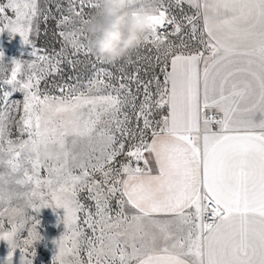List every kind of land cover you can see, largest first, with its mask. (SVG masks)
<instances>
[{
    "label": "snow or ice",
    "instance_id": "6c2138e0",
    "mask_svg": "<svg viewBox=\"0 0 264 264\" xmlns=\"http://www.w3.org/2000/svg\"><path fill=\"white\" fill-rule=\"evenodd\" d=\"M185 2L195 12H182V19L162 5L151 6L153 28L144 44L160 53L157 63L163 57V83L155 76L142 81L138 71L118 78L97 71L86 84L77 77L55 85L59 95H52L40 91L41 81L60 72L61 63H76L64 51L50 58L33 50L31 62L11 63L2 83L23 93L18 123L28 138H7L12 91H3L0 147L6 141L10 172L0 176V241L9 245V264L17 249L23 264H32L28 257H35L30 249L41 239L39 221L31 218L22 242L18 233L29 223L28 208L48 207L66 213L54 264H264V119L255 120L258 113L264 116V0H176V5ZM77 4L99 7L94 0H69L68 15L58 24L75 17L82 26L60 35L73 54L82 49L88 54L91 19H84ZM143 7L135 2L132 10ZM42 14L48 18L39 0H6L0 4V33L18 34L28 45L33 21ZM166 25L173 26L170 34L160 31ZM170 36L179 37V44ZM235 42L240 46L227 53ZM174 73L193 86L178 90L169 82ZM14 107L20 111L21 102ZM125 107L130 111H122ZM37 145L55 147L57 155L42 159ZM41 168L47 178L40 176ZM85 191L94 212L80 202ZM13 201L19 203L13 207ZM5 216L10 230L2 229Z\"/></svg>",
    "mask_w": 264,
    "mask_h": 264
},
{
    "label": "rangeland",
    "instance_id": "374dc122",
    "mask_svg": "<svg viewBox=\"0 0 264 264\" xmlns=\"http://www.w3.org/2000/svg\"><path fill=\"white\" fill-rule=\"evenodd\" d=\"M95 3H99V0H94ZM6 3V0H0V4ZM144 4V6H152L153 4L162 5L163 8L168 9V14L171 16L177 17V19H182L181 13L185 12L188 15H192L195 10L187 9L186 7L176 5L175 0H136V6L139 4ZM39 4L42 9L47 10L48 18L45 19L44 15L38 16L33 21V31L29 34L30 43L25 45L22 38L16 34H12L8 31H4L0 33L1 38V50L4 54V61L0 63V93L5 90L12 91L6 85H3L2 81L6 76H10L12 65L11 63L15 60H23L25 62H31L35 59L32 57L31 53L33 50H38V54L45 55L47 54L50 58H52L55 54L64 51L67 58L70 60H74L75 65L68 63H61L60 72H53L52 74L45 77L44 80L41 81L40 91H47L52 95H59L56 91L55 85L64 84V83H73L75 79L78 77L82 83H87L88 79L92 77L97 71H106L112 73L114 77H120L122 74L126 75H135L138 71L139 77L142 81H147L152 79V77H158L159 79L164 76V73L161 71L163 67V57L161 56V62L157 63L156 57L160 55L157 52L156 48L151 44H143L140 48L134 51L130 57V59L122 60L116 64H106L102 62H98L96 57L90 52L85 54V50L82 49L79 53L73 54L72 48L70 44H66L63 37L60 35L61 31H72L75 28L81 27V23L79 18L70 17L72 19V23L66 25H59L58 22L63 16L68 15L69 8V0H39ZM59 5V8L57 7ZM84 13V19H91L97 8L90 7L88 4L80 6L77 4V10H81ZM10 16H13L11 11L8 13ZM14 18V17H13ZM186 25V21H184ZM171 26V25H168ZM173 30V26L168 34H170ZM187 27L185 28V32H187ZM183 39L190 43L195 44V39L189 41L187 35L183 36ZM170 40L179 44L180 38L170 36ZM12 43H17L19 45H24L25 49L19 47H14ZM32 48L33 50H31ZM13 50V51H11ZM163 48L161 49V52ZM141 57L147 59H140ZM28 69L25 67L22 76L24 79L27 78ZM112 83H117L116 79L112 80ZM152 90L155 91V81L152 84ZM132 92L136 94V84L135 81L132 82ZM22 100L23 93L20 91H12V95L9 98V106L8 111L10 114L11 123L9 124V136L8 139L12 141L26 140L28 135L26 132L21 133L19 121L23 116L22 109ZM143 100V90L138 94V99L136 101L137 104ZM21 102L20 111L15 110V103ZM3 105H0L2 108ZM122 111H130L129 107H125ZM122 118V117H121ZM158 118V117H157ZM119 137V133H115ZM7 144L6 141L3 143L2 147H0V153H6L4 149H6ZM69 147H71L69 140ZM84 148V143H81L77 146V150H81ZM146 155V154H145ZM9 159L8 155L6 160L3 163H0V176L6 175L10 172V167L6 164V161ZM118 160L122 161L124 159L123 156L118 157ZM51 162V161H49ZM141 163V162H140ZM26 167L30 168V165H26ZM76 174H79V169L74 170ZM40 176L42 178H47L48 173L46 168H41ZM12 187H16L13 185ZM80 202L84 204L87 208L91 209L93 212L95 211L94 204L95 202L88 199L87 192L80 193L79 196ZM19 203L17 201H13L12 206H16ZM113 208H115L116 200H112ZM65 210L63 208H42L39 212H34L31 208L26 210V215L28 216L29 223L24 226L23 229L20 230L18 235L20 236L21 242L24 239L28 238V230L31 227V218L35 217L39 221L38 231L40 233L41 239L37 241L31 250H35L36 255L34 258L29 256V259H32V264H54V258L58 254V247L56 241H58L61 236L65 232V227L62 223V219L65 216ZM83 217V213L80 214ZM81 227H85V225L81 224ZM3 230H10L11 224L5 216L2 222ZM87 234L91 235V231L87 230ZM10 253L9 245L6 241H0V264H9L8 257ZM81 258L86 260V252L81 251ZM23 254L19 249L15 251V254L12 259V264H23L22 262Z\"/></svg>",
    "mask_w": 264,
    "mask_h": 264
},
{
    "label": "clouds",
    "instance_id": "9594fccd",
    "mask_svg": "<svg viewBox=\"0 0 264 264\" xmlns=\"http://www.w3.org/2000/svg\"><path fill=\"white\" fill-rule=\"evenodd\" d=\"M136 0H99V7L88 25L91 53L106 64H116L130 59L132 53L144 44L145 37L152 31L151 17L155 14L150 6L143 10H132ZM240 46L233 43L226 51L232 53ZM170 84L178 90L193 86V82L174 73ZM42 159L50 160L57 155V149L49 146L45 149L37 145ZM7 158V153H0V163Z\"/></svg>",
    "mask_w": 264,
    "mask_h": 264
},
{
    "label": "crops",
    "instance_id": "0c3cea01",
    "mask_svg": "<svg viewBox=\"0 0 264 264\" xmlns=\"http://www.w3.org/2000/svg\"><path fill=\"white\" fill-rule=\"evenodd\" d=\"M175 2H176V0H175ZM182 6H184V7H186L187 9H192L191 8V6L187 3V2H185V3H183V4H181ZM192 10H195V9H192ZM0 50H1V38H0ZM168 71H171V67H170V61H169V66H168V69H167ZM165 114H167L166 112H165ZM222 115V114H221ZM261 119H264V116H262L261 114H257L256 115V117H255V120H256V122H259ZM213 130H214V128H213ZM215 131V130H214ZM146 156H147V154H146ZM154 165V161H150V164H149V166L151 167V166H153ZM140 167H145V165H144V163H143V161H141V163H140ZM153 174H155V168H154V170H153Z\"/></svg>",
    "mask_w": 264,
    "mask_h": 264
},
{
    "label": "built area",
    "instance_id": "2783aa9c",
    "mask_svg": "<svg viewBox=\"0 0 264 264\" xmlns=\"http://www.w3.org/2000/svg\"><path fill=\"white\" fill-rule=\"evenodd\" d=\"M165 27H170V29H171V26L166 25ZM160 31H161L162 33H164L163 29H160ZM166 33H167V32H166ZM38 55H41V54H38ZM163 79H164V76H162V77L159 79V80L161 81V83H163ZM208 114H209V115H216L217 117L221 116L220 113L215 112L214 110H208ZM213 128H214L215 131L218 130V126H216V125H213Z\"/></svg>",
    "mask_w": 264,
    "mask_h": 264
},
{
    "label": "bare ground",
    "instance_id": "6f19581e",
    "mask_svg": "<svg viewBox=\"0 0 264 264\" xmlns=\"http://www.w3.org/2000/svg\"><path fill=\"white\" fill-rule=\"evenodd\" d=\"M169 30H170V27H165V28L163 29L164 33L169 32ZM19 46H20V48L25 49V46H24V45H19ZM19 46H18V47H19ZM30 49L33 50L32 48H30Z\"/></svg>",
    "mask_w": 264,
    "mask_h": 264
},
{
    "label": "water",
    "instance_id": "95a60500",
    "mask_svg": "<svg viewBox=\"0 0 264 264\" xmlns=\"http://www.w3.org/2000/svg\"><path fill=\"white\" fill-rule=\"evenodd\" d=\"M12 44H13L14 47H18L19 46V44H17V43H12ZM11 51H13V50H11Z\"/></svg>",
    "mask_w": 264,
    "mask_h": 264
}]
</instances>
